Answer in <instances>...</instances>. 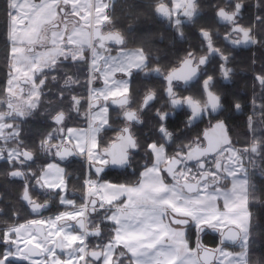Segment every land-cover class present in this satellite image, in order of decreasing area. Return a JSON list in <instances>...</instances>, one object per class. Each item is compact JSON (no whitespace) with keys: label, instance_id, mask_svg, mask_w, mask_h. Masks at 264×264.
I'll return each instance as SVG.
<instances>
[{"label":"flooded vegetation","instance_id":"flooded-vegetation-1","mask_svg":"<svg viewBox=\"0 0 264 264\" xmlns=\"http://www.w3.org/2000/svg\"><path fill=\"white\" fill-rule=\"evenodd\" d=\"M172 4L173 1L160 3L157 6V13L164 20L166 26L171 28L178 36L183 37L182 29L192 30L195 28V24L202 23L204 27L199 29L200 39L197 43L188 40V51L167 72L160 66L150 67L147 58L145 67L133 75L134 77L139 73L142 82L146 83L147 86L141 101L138 104L134 103V97L130 89L126 93L129 95L128 103L125 106L116 108H120L121 113L124 109L125 111H139L145 95L153 93L155 99L145 109L154 103H158L159 111L156 112L159 113L164 123L161 127L163 143H158V140L155 139L149 142V145L152 143L163 145L167 153V148L172 146L171 152L168 153L162 167L172 157L177 156L180 164L176 169V179L179 178L181 169L185 167L194 170L188 180L197 181L204 177L200 185L205 181L207 183L210 181V186H214L220 180L214 181L212 175L220 172L228 175L226 171H230L233 164L237 165L239 163L237 160L232 162L231 151L236 152L239 159L242 152L249 153L252 157L258 147L256 143L244 148L237 145L232 124L236 120H243L246 131L251 133L256 125L261 127L264 124V0H193L192 5L188 8H186L188 0H185V3L176 13L171 9ZM161 5L166 7L163 9L164 13H167L165 17L160 13ZM174 18L181 20L179 26L167 22V20ZM56 23L59 26L60 23ZM95 25H101L103 32L115 31L112 28L111 21L107 18L103 23ZM92 41L96 47L93 38ZM125 44L126 42L123 46ZM33 49L32 46L30 50ZM110 49L111 51L114 50L115 46L110 44L109 48L104 51ZM89 54V51H87L84 58L88 59L85 104H83L84 96L79 93L72 95L71 110L73 114H71V111L57 110L50 118L54 126L45 133L46 137L40 140L38 144H35V139L28 144L23 143L24 138L20 135L21 129L18 126L19 120L33 114L40 105L44 94V83L47 77L45 74L47 72L53 71L61 61L81 60L63 58L50 66H42L33 78L23 81L24 85L22 86H26L22 92L23 94L20 96L9 95L7 92L5 99L0 103V113L9 112L8 104H12L13 114L5 120L10 121L12 119L17 123L15 129L18 130L17 141L20 143L17 150L11 149L13 152L11 159H9L6 150L3 154L4 159H7L10 166L8 174L15 179L14 183L19 187V200L13 203L10 208L16 222L0 226V264H98L107 242L111 240L107 236L108 225L110 226L107 219L108 210L101 209L102 207L96 198L91 197L88 199L86 197L84 202L79 204L74 198L67 196L68 199L73 200V202L67 203L62 200L63 194L67 195L66 190L50 189L45 185L43 179V174L49 163L57 161L64 167L65 163L75 160L84 162V182H90L94 178L97 179L91 169V163L107 162V160L103 162L91 160L88 154L89 151L84 152L81 156L75 147L74 138L70 137L71 131L69 128L74 130L83 129L87 133V142H89L91 132L85 128L89 127L90 113L99 104L97 99H93L94 75L89 68ZM185 59H189L191 64L181 74L183 78H173L168 83L166 76L177 69ZM194 71H196V76L192 79ZM12 74L13 71L11 70L8 85ZM184 78H187V80ZM62 86L65 91L60 96H63L66 92L70 94L76 88L77 82L73 78L67 77L63 80ZM33 88H37L39 91V96L35 98V101L32 97L26 98L31 94ZM23 98L24 105L32 109L28 114H25L26 110L23 106L18 108L19 104H16L21 103ZM110 100L108 103L111 111L114 106L110 104ZM95 102L96 104L93 105ZM145 109L139 113L141 121L131 123V130L136 137V141L137 136L133 129L135 125L142 123V114ZM16 111L23 112V116L21 117ZM175 120L181 121V127L174 125ZM219 122H221L220 126H223L224 123L227 129L230 139L227 144H221L224 139L222 133L214 135L208 140L204 135L206 129ZM127 124L128 122L125 119V126ZM237 133L239 134V132ZM101 135L98 142L99 147L102 149L104 147L100 145ZM64 145L71 146L76 155L71 156L66 161H60L56 154ZM195 145L201 148L208 145V149L218 147L213 154H207L197 160L189 161L186 152ZM133 152H131V156ZM199 153L197 151L194 155ZM195 169H197V172H195ZM13 170L19 171L22 176L12 177L11 171ZM163 171L167 173L165 169ZM228 181L229 178L225 176L224 181L219 183L229 184ZM25 189L28 191L29 201L23 198ZM93 200L94 204H92ZM247 210L249 212L248 231H250L251 212L249 203ZM80 217L84 218V230L77 227ZM36 224H43L42 233L38 232ZM66 225L69 226L68 231H61L60 228ZM8 228H14L10 239L6 238V229ZM87 229L90 231H87ZM189 229L187 230V236ZM16 231H18V235L15 233ZM222 232L223 230H218V232L203 230L197 233L195 230V233L200 235L199 242L208 247L220 243L219 235ZM16 237L19 241H12ZM37 252L39 254H34ZM98 254L99 258L95 259L94 255ZM122 261H125V255L121 253L113 264H123Z\"/></svg>","mask_w":264,"mask_h":264},{"label":"crops","instance_id":"crops-1","mask_svg":"<svg viewBox=\"0 0 264 264\" xmlns=\"http://www.w3.org/2000/svg\"><path fill=\"white\" fill-rule=\"evenodd\" d=\"M9 1L10 64L13 71L7 87L9 95L20 96L26 88L18 83L15 75L28 76L31 79L38 65L50 66L63 57L82 60L89 51V68L94 75L93 99L99 101L98 106H103V110L99 113H90V124L85 128L91 132L89 142L85 130L73 128L69 130L73 132L70 133V137L74 138L76 149L78 150L80 146L85 147L84 152L89 151V158L93 160V128L95 127L98 133L99 141L103 129L110 126L111 122L109 100L130 91L133 75L147 64L145 50L139 46H121L112 51L111 49L104 51L93 45L92 27L104 22L105 10L112 0L104 1L101 5H98L97 0ZM100 8L103 9L101 13V16H104L103 20L98 15ZM60 16H64L62 20ZM56 22L60 23L59 26H64V31L58 33L54 31L50 34L48 30L52 23ZM21 36H27L34 47L32 51L36 50L37 46L41 47L33 58L31 57L24 64L16 57V53L18 57L20 56L21 48L15 47V41ZM41 38H45L44 41L40 42ZM38 96V89L33 88L26 98L32 97L35 101ZM76 134H80L81 138H77ZM150 148L153 160L142 170L137 182L127 185L105 180L98 188L104 193L100 206L108 210L107 219L110 225H113L112 239L107 242L99 264H113L117 259L119 247L126 257L125 264H201L199 250L195 245L190 244L187 236V230L194 226L191 224L189 213L204 212L205 214L227 210L221 194L215 196V201L211 204L205 201L204 194L203 197L198 194L192 199V195L187 194L181 185L163 171L162 165L168 157L165 147L152 143L149 145ZM204 188L206 189L207 185L202 187ZM96 196V191L92 195L90 193L87 195L88 198ZM184 200H193L197 204L190 201L187 204L185 202L180 204ZM218 200L224 206L222 209ZM166 201H170L173 205L164 204L163 202ZM237 205L239 204L227 207L243 209L242 206L237 207ZM247 206L248 202L245 212L249 215ZM179 212L182 214H178ZM170 213L189 218L190 224L184 226L172 223L169 219Z\"/></svg>","mask_w":264,"mask_h":264},{"label":"trees","instance_id":"trees-1","mask_svg":"<svg viewBox=\"0 0 264 264\" xmlns=\"http://www.w3.org/2000/svg\"><path fill=\"white\" fill-rule=\"evenodd\" d=\"M165 2L170 3L172 0H112L105 13L106 18L112 23V28L120 32L126 39L125 46L142 47L146 52L148 65L150 67L160 66L167 72L188 51V40L197 43L200 39L199 29H202L204 25L197 23L192 30L184 28L182 29L183 37L178 36L166 26L164 20L157 13V6ZM10 14V1L0 0V103L7 95V85L11 74ZM87 72L88 59L86 58L81 61H61L53 71L45 74L47 77L40 105L33 114L18 122L24 144H28L34 139L35 144H38L46 137L45 133L54 126L50 118L57 110L71 111L73 114L71 110L72 95L79 93L84 96L83 104H85ZM52 76L54 77L52 78ZM67 77L73 78L77 82V86L70 94L66 92L60 96L65 91L62 82ZM132 81L131 93L134 103L138 104L146 92L147 86L142 82L139 73L133 77ZM157 110L159 111L158 103L145 109L142 114V123L135 125L133 129L137 136L138 148L132 153L130 166L125 170H108L103 175L104 180L127 185L138 181L142 170L153 160L149 142L157 139L158 143H163L161 127L164 123L159 113L156 112ZM120 111L119 108H111V125L103 131L100 138L102 147L108 146L125 125V120L120 117ZM180 122L175 120L174 125L181 127ZM232 128L235 130L237 145L244 148L249 147L252 143L258 144L252 154V160L254 159L252 166L256 174L253 176L249 203L251 224L248 264H264V124L261 127L256 125L252 133L246 131L243 120L233 122ZM171 149L172 146L167 148L169 154ZM64 167L67 196L82 204L84 202V162L74 160L65 163ZM9 169L7 159L0 161V226L16 222L10 208L13 203L19 200V187L14 183L15 179L9 176ZM108 229L107 236L112 239L113 225H108ZM194 237L195 229L191 227L188 233L191 245H194Z\"/></svg>","mask_w":264,"mask_h":264},{"label":"rangeland","instance_id":"rangeland-1","mask_svg":"<svg viewBox=\"0 0 264 264\" xmlns=\"http://www.w3.org/2000/svg\"><path fill=\"white\" fill-rule=\"evenodd\" d=\"M98 5H101L102 2L104 1H109V0H97ZM172 10L174 13L178 11V9L185 3V0H172ZM112 3V1L110 2ZM103 12V9L100 8L98 11L99 18L103 20L104 16H101V13ZM101 16V17H100ZM64 16H60L61 20L63 19ZM168 23H172L175 26H179L181 20L179 19H170L167 20ZM53 24V23H52ZM51 25V24H50ZM177 29V28H176ZM178 30V29H177ZM54 31L58 33L59 31H64V26H50L48 32L52 34ZM64 35V34H63ZM45 38H41L39 41L42 42L44 41ZM52 41V38H51ZM16 42L15 47H20L21 49L19 50L20 56L18 57V54L16 53V57L21 63L28 62V59L33 58V55L36 54L39 49H41L40 46L36 47V50L31 51L32 44L31 42L27 39V36H21L20 39H18ZM18 43V45H17ZM64 58V57H63ZM42 65H38L35 68L34 74L37 72L39 68H41ZM16 80L20 85H24L23 81L28 80L30 77L28 76H22L19 77L18 75H15ZM96 84V83H95ZM19 104L17 107L23 106L25 108V114H28L32 109L27 108L24 104V98L21 103H16ZM101 110H103V106H98L96 107L95 110L92 111V113H99ZM17 123H15L14 120H0V160L4 159L5 156V150L8 152L9 159L13 156V150H17L18 147L20 146V143L17 141L18 138V130L16 131L15 127L17 128ZM10 128V129H9ZM70 133H73L72 131ZM77 138H81L80 134H76ZM95 138V140H94ZM77 145V143H76ZM79 146V145H77ZM151 150V148H150ZM85 151V147L80 146L78 148V152L83 156ZM241 158H237V153L234 151H231V156L233 158L232 162H235L236 160L239 161V163L236 164H231L232 166L230 167V171H226L228 175H225L224 173H216L212 175L213 180H220L224 181V177L226 176L227 178H230L229 184L225 183H215L214 186H210V181L207 183L205 181L202 183L198 189V191L188 193L189 195H192V199H195V197L198 194H201L203 197L206 196L205 201H207L209 204L214 203L215 201V196L218 197L219 194H221L222 200L224 201L226 205V209L228 210H222L221 212H204L201 213H189L191 224L195 226V230L197 233L199 232L200 228L203 226L207 227H217L219 230H224L228 225H235L239 228L241 231V237L239 241L234 245V246H227L223 245L222 243H218L216 245H213L212 248L216 251V257L215 260L210 263V264H248V225H249V215L247 212H245V207L247 205V202L250 203V193L251 189L253 186V176L256 174L254 172V168L252 166V162H254V159L252 160V157H250L249 153H240ZM92 159L98 162H103L106 160V158L102 155L101 153V148L98 145V133L95 129L93 128V144H92ZM195 172H197V169H195ZM194 173V170L192 169H187V168H182L181 171L179 172V178L178 179H184L188 180L190 177V174ZM197 174V173H195ZM168 177L169 175L166 174ZM166 176V177H167ZM43 179L44 183L47 187L50 189L56 188L60 190H66L65 188V183H66V178L64 175V167L60 165L59 162L53 161L47 165L46 171L43 174ZM206 180V179H205ZM104 179L102 180H97L94 178L90 182H85L84 183V196L88 195L90 193L91 195L97 192V189L100 187L102 183H104ZM204 185H207V188L204 190L202 187ZM231 185V187H230ZM247 187V191H246ZM185 191V190H184ZM218 191V192H217ZM66 194V193H65ZM200 197V198H201ZM235 198V200H233ZM63 201L67 203L73 202V200L68 199L67 195L63 194ZM193 202V200H187V201H181L180 204H187V202ZM244 201V202H242ZM218 202L221 205V209L224 207L223 204H221L220 200ZM164 204L167 205H173L170 201L163 202ZM196 203V202H193ZM244 203V204H243ZM197 204V203H196ZM232 204H239L238 206H242L243 209H228L227 206H232ZM243 204V205H242ZM178 214H182V212H179ZM57 217V216H56ZM189 219V218H187ZM57 225V224H56ZM58 226V225H57ZM193 226V227H194ZM69 226H64L61 227V231H68ZM14 228L11 229H6V238L10 239L12 235V231ZM18 235V231L15 232ZM195 233V247H196V242L200 240V235ZM12 241L16 242L19 241L17 240V237L13 239ZM180 247H182V244H180ZM197 249V247H196ZM121 249L120 247L117 249V257L121 255ZM121 261V259H119ZM126 258L125 261H122L121 263L124 264L126 263ZM99 263H101V260H99ZM98 263V264H99ZM201 264H204L201 262Z\"/></svg>","mask_w":264,"mask_h":264},{"label":"water","instance_id":"water-1","mask_svg":"<svg viewBox=\"0 0 264 264\" xmlns=\"http://www.w3.org/2000/svg\"><path fill=\"white\" fill-rule=\"evenodd\" d=\"M193 0H188V5L186 8L190 7L192 5ZM165 5L160 6V13L162 16H166L167 13H164L163 9H165ZM186 10V9H185ZM58 23L54 24L53 26H57ZM92 38L95 42V45L99 49L107 50L109 48V45L113 46H122L125 43V38L124 36L118 32V31H107L103 32L102 26L101 25H95L93 27V32H92ZM191 61L189 59H185L181 65L171 71L167 76L166 79L168 83L173 78H183L182 73L185 72L187 68L190 67ZM195 67V66H193ZM196 76V71H194V75L192 79ZM187 80V78H184ZM190 79V80H192ZM155 99V96L153 93H148L145 95V97L142 100L140 110H123L121 113L120 117L122 119H126L128 124L123 126L122 130L115 136V139L106 147L101 149L102 155L106 158L107 162L106 163H96L93 162L91 163V169L95 173L97 180H101L102 176L105 172L108 170H125L130 166V157H131V152L137 150V141L136 137L133 135L132 130H131V123L132 122H137L139 123L141 121V118L139 117V113L145 109L149 104H151ZM129 101V95L125 94L117 98H112L110 100V104L114 107H122L125 106ZM93 103V105H95ZM9 112L7 113H0V120H4L6 118H9L13 114V106L11 103L8 104ZM17 114H19L21 117L23 116V112L21 111H16ZM220 123H216L214 126L211 128H208L204 131V135L206 139H210L214 135H219L222 133L224 136V139L221 144H227L230 139L228 137V132L227 129L223 123V126H220ZM218 147V146H217ZM214 149H208V145L204 148L198 147L197 145L191 147L187 152H186V157H188L189 161H194L199 158H202L204 155L207 154H213L216 151V148ZM199 151L200 153L197 155H194L195 152ZM57 158L60 161H66L68 160L71 156H75L76 153L74 149L71 146L64 145L60 148V150L57 152ZM180 162L177 156H174L171 158V160L163 167L169 175L170 178L175 179L176 177V169L178 168ZM11 176L12 177H21V173L17 170L11 171ZM204 179V177H201L197 181H191V180H182V181H177L179 185L188 193H192L195 191H198L200 182ZM23 198L26 201H29L28 197V191L25 189V193L23 194ZM94 200L92 201V204H94ZM34 206V205H33ZM169 219L172 223L174 224H180V225H189L190 220L184 217H178L173 215L172 213L169 214ZM84 224V218L80 217L77 222V227L80 230H84L83 227ZM38 232L42 233L43 232V224H36ZM203 230H210L212 232H218V228H210L207 229L206 226H203L200 228L199 232H202ZM87 231H90L87 229ZM241 236V231L239 230L238 227L234 225H229L227 226L223 232L219 235V242L222 244H228V245H235ZM196 247L199 250V259L201 260L202 263L204 264H210L215 260L216 257V251L212 247L205 246L201 242H196ZM34 254H39L34 253ZM95 259L99 258L98 255H94Z\"/></svg>","mask_w":264,"mask_h":264},{"label":"built area","instance_id":"built-area-1","mask_svg":"<svg viewBox=\"0 0 264 264\" xmlns=\"http://www.w3.org/2000/svg\"><path fill=\"white\" fill-rule=\"evenodd\" d=\"M103 195H104V194H103V191H102V190H99V191H98V197H99V198H103Z\"/></svg>","mask_w":264,"mask_h":264},{"label":"bare ground","instance_id":"bare-ground-1","mask_svg":"<svg viewBox=\"0 0 264 264\" xmlns=\"http://www.w3.org/2000/svg\"><path fill=\"white\" fill-rule=\"evenodd\" d=\"M242 202H244V201H242ZM243 204H244V203H243ZM243 204H242V205H243Z\"/></svg>","mask_w":264,"mask_h":264}]
</instances>
